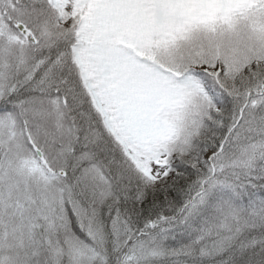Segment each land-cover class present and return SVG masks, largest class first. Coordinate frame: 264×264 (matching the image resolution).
I'll return each instance as SVG.
<instances>
[{"label":"snow or ice","instance_id":"snow-or-ice-1","mask_svg":"<svg viewBox=\"0 0 264 264\" xmlns=\"http://www.w3.org/2000/svg\"><path fill=\"white\" fill-rule=\"evenodd\" d=\"M0 264H264V0H0Z\"/></svg>","mask_w":264,"mask_h":264}]
</instances>
